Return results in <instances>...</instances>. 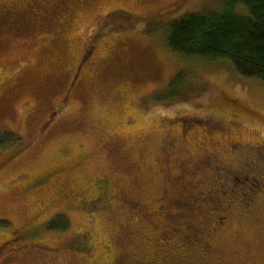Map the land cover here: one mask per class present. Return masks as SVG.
I'll return each mask as SVG.
<instances>
[{
  "label": "rangeland",
  "instance_id": "1",
  "mask_svg": "<svg viewBox=\"0 0 264 264\" xmlns=\"http://www.w3.org/2000/svg\"><path fill=\"white\" fill-rule=\"evenodd\" d=\"M217 1L0 0V264H264V84L165 42Z\"/></svg>",
  "mask_w": 264,
  "mask_h": 264
},
{
  "label": "trees",
  "instance_id": "2",
  "mask_svg": "<svg viewBox=\"0 0 264 264\" xmlns=\"http://www.w3.org/2000/svg\"><path fill=\"white\" fill-rule=\"evenodd\" d=\"M165 42L185 59L224 60L241 76L264 84V0H218L212 7L187 12L167 27ZM54 176V171L37 175L32 187L39 189ZM81 207L90 211L87 204ZM66 227L62 214L45 223L47 230Z\"/></svg>",
  "mask_w": 264,
  "mask_h": 264
},
{
  "label": "flooded vegetation",
  "instance_id": "3",
  "mask_svg": "<svg viewBox=\"0 0 264 264\" xmlns=\"http://www.w3.org/2000/svg\"><path fill=\"white\" fill-rule=\"evenodd\" d=\"M5 132H7V133H10V132H8V131H6V130H4ZM12 156L10 155L8 158H11ZM7 158V159H8ZM1 169V168H0ZM44 174L45 175H49V171H46V172H44ZM32 180V179H31ZM31 180H29L28 182H30ZM34 178H33V180L31 181V186L34 184ZM96 191H99V192H101V194L99 195V197L98 198H96V199H93V200H91V199H89V200H86V199H84L83 200V198H81L80 200H81V205L82 204H87V205H90V207L91 206H93L96 202L99 204V203H101V202H103L104 201V198H102L103 197V195H104V192H105V190H104V188H99L98 187V189H96ZM103 199V201L101 200V202H100V199ZM83 200V201H82ZM177 204H179V203H177ZM180 205V204H179ZM178 215V214H177ZM181 216V215H180ZM224 219H225V217L223 216V215H219L217 218H216V223H215V225L213 226V228H215V227H217L218 226V224H221V223H223L224 222ZM188 223L189 224H187V222H186V227L188 228V227H190V225H194V224H192V221H188ZM195 226V225H194ZM202 227V226H201ZM196 229H198V228H196ZM194 234V233H193ZM195 235V234H194ZM196 237V236H195ZM197 239H198V237H196ZM95 241V239H94V235L92 234V231H90V230H88V231H84V232H81V233H79L78 235H76V236H74V242H75V245H76V248L77 247H79V248H82V247H85L86 249L85 250H93V242ZM78 245V246H77ZM83 252H85V251H83Z\"/></svg>",
  "mask_w": 264,
  "mask_h": 264
}]
</instances>
